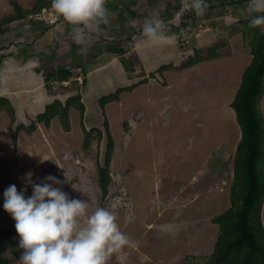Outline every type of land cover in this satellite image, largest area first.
<instances>
[{
  "label": "rangeland",
  "instance_id": "1",
  "mask_svg": "<svg viewBox=\"0 0 264 264\" xmlns=\"http://www.w3.org/2000/svg\"><path fill=\"white\" fill-rule=\"evenodd\" d=\"M17 1L24 8L36 3V0ZM207 2L213 3L210 5L214 9H208L203 16L193 13L197 16L195 25L185 28L184 35L181 34V38L186 36L190 40L188 49H181L177 60L159 57L156 48L143 45L141 41L129 43L135 36L143 35L140 25L146 18L157 16L166 23L165 0H118L119 9L125 11V19L109 21L118 25L117 31L123 30L119 46L124 51L116 49L118 41H110L113 48H108L105 42L97 43L101 35L91 32L88 51L81 47L85 55L79 54L80 46L68 42L70 35L65 32V25H70L63 18L55 21L60 25L54 24L49 31L52 37L46 36L45 44L40 43L39 47L37 39L44 40V36L37 37V33L28 37L22 32L26 45L36 49V56L33 51L19 53L18 46L14 53L6 49L10 40L0 35V96H12L16 114L13 120L7 109L0 110V190L15 184L18 191L26 188V196H30L31 184L42 183L44 177L51 174L66 181L54 186L61 187L70 198L88 201L90 212L98 206L113 211L121 230L135 243L113 255L109 264L205 261L212 254L214 240L219 234V225L213 218L231 206L235 153L242 131L230 103L240 85L243 70L252 59L251 35L242 30L241 19L248 18L230 14V8L224 11L220 1ZM117 7L116 2L111 5L109 18L115 15ZM128 8L134 14L127 12ZM13 10L9 0H0V18ZM21 21V28L44 33L39 24L34 25L26 18ZM109 29L120 36L119 32ZM261 29L264 31V26ZM13 34L11 39L18 42L20 37H13ZM172 38L173 34L167 31L156 44L161 49H168ZM72 43L75 48L70 54L67 50L71 51ZM213 47V53L209 55ZM104 52L110 57L127 59V67L132 71L125 84L144 77L149 81L132 91H122L118 101L106 104L104 114L99 97L125 85L122 83L125 77L105 71L89 78L90 88L87 86L86 90L90 97L86 99L96 100L91 102L92 114L86 103V122L98 124L102 128L101 135L100 131H87L81 125L76 107L69 109L70 131L62 127L59 117L52 119V128L36 122L34 131H39L34 137L30 136L34 131L29 134L27 129H22L36 118V113L47 101L57 96L63 101L65 92L71 95L84 91L85 84L82 86L79 81L73 80L67 85L69 87L62 83L52 84L54 78L47 83V71L71 66L76 78L79 75L76 68L81 64L86 76L89 63L96 57L100 59ZM19 59L26 61L18 68L14 65H18ZM35 61V66L43 71L45 84H49L45 89L50 99L45 96L43 87L35 88L34 83L40 78V74L33 73ZM161 63L169 64L160 71ZM106 85L113 88L102 87ZM96 93L98 97H92ZM26 104L31 105V113ZM261 110L264 114V94ZM106 119L110 129L105 128ZM14 128L18 134L26 131L21 145L23 153L17 151L20 150L18 135L17 144L13 141L11 130L15 132ZM108 130L114 138V150L108 193L102 195L98 164L105 163ZM32 144H37L35 149ZM38 147L40 150L35 151ZM27 151H34L33 156H28ZM6 217V211L1 210L0 255L8 257L9 264H18L23 250L18 248L15 224L7 223ZM262 219L264 225V205Z\"/></svg>",
  "mask_w": 264,
  "mask_h": 264
},
{
  "label": "clouds",
  "instance_id": "2",
  "mask_svg": "<svg viewBox=\"0 0 264 264\" xmlns=\"http://www.w3.org/2000/svg\"><path fill=\"white\" fill-rule=\"evenodd\" d=\"M207 1L210 0H181L180 3L178 2V6L175 0H165L164 11L168 14L164 12V17L166 18V23L172 29H168V25L163 19L152 16L146 18L140 25L142 34L149 40H158L168 31L170 34L179 36L180 51L181 49L187 51L188 43L185 47L180 44L181 34L184 35V32L180 30L181 26H189L190 28L195 25L184 23L186 15H189L191 11L197 16H203L208 9L212 11L214 8ZM114 2L118 3V0H51V7L43 6L41 10L32 12L25 18L29 19L34 25H40L44 33L41 34V30L37 32L33 30L34 33L32 35L39 33L37 37L44 36V40L48 35L52 37V32L49 31L54 28V24H57L55 21H60L63 18L71 26L69 35L72 41L80 46L79 54L85 55L81 51V47H86V51H88V44L90 43L89 33L91 32H96L97 36L101 35L97 43L105 42L108 48H113L109 45L110 41H118V47L121 44L122 35L119 33L120 36H117L108 28L112 29L113 23L109 21L111 18H109V13ZM44 8L52 12V17L50 19L35 18L34 15L42 12ZM229 8L233 11L230 5L224 11ZM122 11L124 10L122 9ZM234 11L249 18V27L264 26V0H246L245 4L237 6ZM127 12L130 11L127 10ZM130 13L133 14L132 11ZM256 13L261 15H253ZM123 14L126 15L125 13ZM21 22L13 23V28L8 33L0 32V35L7 37L9 35L12 38L11 34L14 33L13 37L18 38V36H23L18 31V28H20L29 37L31 28H21ZM46 27L48 28L47 30ZM44 40L37 39L38 47L40 43L45 44ZM13 41L17 43L16 40ZM21 42H26V40L22 39ZM35 50H32L33 53ZM34 55L36 56L35 53ZM67 67L72 71L71 76L63 80L54 78L57 81L54 84L62 83L67 86L73 80L79 81L73 76L74 68H71V66ZM78 67L83 69L81 64ZM77 72L80 73L79 71ZM88 77L87 72L83 81H79L82 86L85 84L84 91H87ZM67 80H70V82L65 84L64 81ZM84 91H81L80 95L86 106L84 121L89 131L100 126L94 124V122L92 124L86 122L87 100L85 99L89 96ZM9 98L11 99V97ZM95 100L96 98H94V102ZM102 110L105 113V108H102ZM65 176L68 179L66 173ZM65 182L49 174L44 177L42 183L31 184L32 193L30 196L25 195L26 188L18 191L15 184H11L5 189L3 193V208L15 221L14 227L19 236L18 248L23 250L18 264H109L113 255H118L126 247L134 245L135 242L121 230L117 222V216L113 211L106 207L98 206L90 212L88 201L70 198L69 194L64 192L61 187L54 186L62 185Z\"/></svg>",
  "mask_w": 264,
  "mask_h": 264
},
{
  "label": "trees",
  "instance_id": "3",
  "mask_svg": "<svg viewBox=\"0 0 264 264\" xmlns=\"http://www.w3.org/2000/svg\"><path fill=\"white\" fill-rule=\"evenodd\" d=\"M213 1H220V4L225 8L228 5L232 6L234 14L238 16L239 14L234 9L246 3V0ZM9 2L14 10L0 18V32L2 33H8L13 28V23L25 19L32 12L41 10L43 6L51 7V0H36L33 7L25 8L17 0H9ZM116 4H118V7L115 15L110 18L112 22L117 19H125L123 14L125 11L119 9V3ZM210 4L213 3L210 2ZM193 13L191 11L189 15H186L184 23L194 24L197 21L195 19L197 16L194 17ZM241 24L244 33L251 35L252 59L243 70L240 85L230 103L235 110L236 119L242 131L235 153L234 180L230 189L231 206L224 213L213 218L214 222L219 225V234L214 240L212 254L205 261H191L184 264H264V225L262 219L264 205V114L261 110V101L264 94V31L261 26L249 27V18L241 19ZM8 38L10 42L6 49L14 52L17 44L14 43L9 35ZM116 49L124 51L120 46H117ZM213 50L214 47L213 49L211 48L209 55H212ZM190 61L193 62V59H190ZM122 63L126 70L128 68L129 74V71L132 70L127 67V59L122 58ZM164 65L159 68L163 69L164 67L165 69L166 66ZM37 70L43 76L42 69L37 67ZM71 74L72 71L67 66H60L56 70L47 71L46 80L47 83H49L51 78L63 80L71 76ZM151 76L153 77V74ZM147 80L149 81L148 78L144 77L136 83L118 87L114 92L102 95L99 98L101 107L104 109L108 102L119 100L122 91H132L139 84L148 82ZM46 86H49V84H46ZM64 96V102L60 96L47 102L43 107L44 109L36 114V118L29 125L22 127V129H27L28 133L31 134L36 130V122L44 123L47 128H50L52 119L59 117L62 127L70 131V107H76L79 110L80 123L87 129L84 121L86 106L81 100V95H70L65 92ZM3 109H7L14 120L16 115L15 107L8 96H0V110ZM104 123L105 128L110 129L107 119ZM95 129L98 132L100 131L99 134L101 135L102 128L97 127L91 130ZM14 131L11 130V134L14 143L17 144L18 133L16 130ZM107 135L109 139L105 153V163L99 162L98 164L99 185L102 195L108 193L111 181L110 165L114 150V138L111 130L107 131ZM9 262L10 259L8 257L0 255V264H9Z\"/></svg>",
  "mask_w": 264,
  "mask_h": 264
},
{
  "label": "crops",
  "instance_id": "4",
  "mask_svg": "<svg viewBox=\"0 0 264 264\" xmlns=\"http://www.w3.org/2000/svg\"><path fill=\"white\" fill-rule=\"evenodd\" d=\"M128 10H129V8H128ZM133 14H134V12H132ZM238 16V15H237ZM239 16H241L240 14H239ZM109 28V27H108ZM118 27L116 26V24L115 23H113L112 24V30H114V31H116V32H119L121 35H122V31H117L116 29H117ZM18 31H19V33H20V35H23V31L19 28L18 29ZM70 31H71V26H68V27H66V33L67 34H69L70 33ZM14 32H16L15 30H14ZM35 32H37V31H35ZM34 32H30V35H32ZM20 37V40L17 42V43H15V44H17V46L19 47V49H20V52L19 53H22V52H25V54H30L31 52H32V48L30 47V45H26V43L25 42H21L22 41V39H25V37L24 36H19ZM48 37H51V36H49L48 35ZM162 38H164V36L162 37ZM134 39L135 40H130V42L129 43H136V41L137 42H139V41H141L140 43L141 44H143V45H147V44H149L150 46H152V48H156L157 50V53H158V55H159V57H162L163 59H165V58H167L168 57V60H171V59H179L180 58V53H182L181 51H180V47H179V42H178V40H179V36L177 35H174L173 34V38H172V40H171V42H168V44H170L171 46L168 48V49H165V48H163V49H161L160 47H159V45H157L156 43V40H149V39H147V38H145L144 37V35H142V36H135L134 37ZM145 39V40H144ZM26 40V39H25ZM45 40H47V38L45 39ZM44 40V41H45ZM144 40V41H143ZM159 40V39H158ZM49 41H50V39H49ZM72 42V39H71V37H70V40H68V42ZM51 42V41H50ZM152 44V45H151ZM73 45H74V43H72V46H71V51H70V49L69 50H67V53L69 52L70 54H72L73 53V50H74V48H75V46H74V48H73ZM21 48H24L25 50H23V49H21ZM109 50V49H108ZM79 51V50H78ZM72 52V53H71ZM14 53V52H13ZM106 52H104L103 53V55H100V56H102V57H105V58H102V57H100V56H98V57H100V59H98L97 57L96 58H94V59H96V60H92L91 62H93L92 64L91 63H89V66L90 67H88V79L90 78V79H92V77L94 76V74H97V73H103V72H105V71H109L108 73H112V74H115V75H120V76H124L125 77V81H123L122 83L123 84H125L127 81H128V79H130V76H129V74H128V72H127V70H126V68H125V66H124V64L122 63V61H121V59H119V56H115V55H112L111 57H110V55H106L105 54ZM116 54V53H115ZM76 55H78V54H74V57L76 56ZM15 56V54L14 55H12V58ZM78 58H79V55L77 56ZM168 60H167V62H168ZM26 60H20L19 59V63H18V65H14V66H17L18 68L20 67V64H21V62H25ZM77 63H80L79 61H77ZM176 63H177V61H176ZM35 64H36V61L33 63V66H34V74L35 75H39L40 73L38 72V70H37V67L35 66ZM164 64H167V63H161L159 66H161V65H164ZM157 66V65H156ZM158 66V67H159ZM157 67V68H158ZM157 68H155L154 70H156ZM38 73V74H37ZM167 73V72H166ZM42 74H40V78L34 83V85H35V88H37V89H41L42 87L44 88V93L46 94L45 96L46 97H48V99H50V97H49V92H47L46 91V85H45V82H44V79H43V76H41ZM6 76H7V73H6V75H5V78H6ZM125 85H130V83H128V84H125ZM125 85H122V86H125ZM88 87L90 88V86H89V84H88ZM92 88H93V90H96L95 89V86H91ZM102 87H104V88H113V86L112 85H106V86H102ZM119 87H121V86H119ZM17 88H20V87H17ZM12 89H14V88H12ZM23 90H27V89H23ZM84 92H86V95H88L89 96V91H84ZM45 96H44V98H45ZM90 97V96H89ZM92 97H98V95H97V93L96 94H94ZM85 100H87V99H85ZM92 101L94 100V98H92L91 99ZM49 101H51V100H49ZM49 101H47V102H49ZM92 101H90V100H88L86 103H87V105L89 104V111H90V113L92 114V111H91V105H92ZM46 102V103H47ZM46 103H44V105L46 104ZM25 107L26 108H28V110H29V112L31 113V110H32V108H31V105H29V104H26L25 105ZM44 109V108H43ZM42 109V110H43ZM27 110V111H28ZM35 114V113H34ZM37 114V113H36ZM95 114V113H94ZM85 119H87V114H86V118ZM135 122H133V124H134ZM94 125V124H93ZM97 125V124H96ZM8 126L7 125H5V128H7ZM53 127V123H52V125H51V128ZM73 128V127H72ZM22 130V129H21ZM6 132H7V130H5ZM24 132H26L25 130H23ZM39 131V129H37V131H34V133L33 134H31L30 136H32V137H34L35 136V134L37 133ZM49 131V130H48ZM24 132H20L19 134H18V143H19V148H20V150H17L18 151V153L19 152H22L23 153V151L21 150L22 148H21V145H22V138H23V133ZM37 145V144H36ZM36 145L35 144H32V147H33V149H35L36 148ZM64 149H66V148H64ZM37 150H40L39 149V147L35 150V151H37ZM65 151V150H64ZM28 152V156H33V152L34 151H27ZM43 155H46V154H43ZM50 155V154H49ZM59 155V154H58ZM24 156V155H23ZM4 191H5V189H2L1 188V190H0V211L1 210H4V208H3V204H4V195H3V193H4ZM25 195H28L26 192H25ZM6 214H7V217L5 218L6 219V222L7 223H13V224H15V221L13 220V218L10 216V214L6 211Z\"/></svg>",
  "mask_w": 264,
  "mask_h": 264
},
{
  "label": "built area",
  "instance_id": "5",
  "mask_svg": "<svg viewBox=\"0 0 264 264\" xmlns=\"http://www.w3.org/2000/svg\"><path fill=\"white\" fill-rule=\"evenodd\" d=\"M229 12H230V14H233V11H232V9H229ZM51 11H49L48 9H46V8H44L43 9V11L42 12H38V13H36L35 15H34V17L35 18H38V19H41V18H47V19H50L52 16H51ZM180 25H182V24H180ZM189 29V26H187V27H183V26H181V31L182 32H185V31H183L184 29ZM187 43H189V39L185 36L184 38H181L180 39V44L182 45V46H186L187 45ZM77 71H79L80 73H79V75H78V77H74L75 79H78L80 82L81 81H83V79H84V75H83V72H82V67H78L77 69H76ZM70 82V80H67V81H64V83L65 84H67V83H69ZM54 83H57V81L56 80H54L53 81V84Z\"/></svg>",
  "mask_w": 264,
  "mask_h": 264
}]
</instances>
